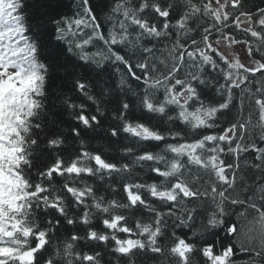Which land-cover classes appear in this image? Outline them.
<instances>
[{"label":"snow or ice","instance_id":"snow-or-ice-1","mask_svg":"<svg viewBox=\"0 0 264 264\" xmlns=\"http://www.w3.org/2000/svg\"><path fill=\"white\" fill-rule=\"evenodd\" d=\"M26 7L27 0H0V264H236V252L249 257L245 264H264V146L257 143H264V7L253 0H112L106 33L89 0H80L72 19L54 8L37 19ZM49 24L68 46L45 54ZM96 40L104 51L86 50ZM153 41L160 47H149ZM222 43H243L247 62L235 53L229 60ZM112 66L122 72L118 87L136 98L117 97L121 123L109 128L111 137L129 134L126 155L89 150L83 139L81 148H65L63 134L49 129L50 74L63 69L78 95L96 105L103 90L90 93L93 73L99 79ZM209 89L214 96L206 102ZM64 104L83 126L70 129L74 138L94 135L98 115L70 97ZM233 107L238 115L222 125ZM137 108L195 135L133 122ZM249 151L255 161L246 166L261 174L251 182L238 178L240 156ZM62 221L83 232L59 233ZM242 235L246 246L237 247ZM105 248L118 254L115 261H105Z\"/></svg>","mask_w":264,"mask_h":264},{"label":"trees","instance_id":"trees-1","mask_svg":"<svg viewBox=\"0 0 264 264\" xmlns=\"http://www.w3.org/2000/svg\"><path fill=\"white\" fill-rule=\"evenodd\" d=\"M90 5L93 8V11L97 15V19L102 23V30L107 32L109 28V24L106 20L107 13L110 9L112 0H89ZM47 0H27V7L26 12L28 15L36 17L37 19L43 18L47 19V17L44 15L46 12L54 11L58 15H63L69 17V19L75 18L77 14L80 12V0H56L54 5L52 7H46ZM253 3L256 5H259L261 7H264V2L262 0H253ZM252 4H247V8H251ZM173 23H175V19L172 20ZM231 31L237 36L239 39H243V35L235 29H231ZM52 33V25L49 24L48 28L46 29V34L43 35L42 40L45 45L44 51L45 54L50 53L53 50V45H61L63 47H67L66 41H57L54 36L51 35ZM98 41V40H97ZM101 45L103 43L101 41H98ZM167 41H164L163 44L167 45ZM153 44H156L157 47H160V42L153 41L152 44H149V47L153 46ZM94 46H90L89 49H92ZM162 50V49H161ZM69 56H71V53H68ZM157 56L160 55V51L156 53ZM73 59L77 60V63H82L78 60L77 57H73ZM219 62V61H218ZM95 67V65H93ZM80 75H86L85 69L81 67L79 69ZM209 72L212 76H216L217 73L213 72L211 69H209ZM121 73H118L115 71L114 66L109 68V72L103 74L99 79L95 78V74L93 73V79L91 81V86L89 88L90 93L93 96H96L98 92L103 90V95L97 97L96 105H94L91 101H88L78 95V93L73 89L72 81L68 79L63 69H60L56 72H52L50 74L49 83H48V90H49V96L48 99L45 101V104L48 107L49 111V129L55 128L59 133H62L63 136L66 138L67 143L65 145V148H69L72 151H75L77 148H81L80 139L84 140V145L89 148V150L94 149H103L106 150L107 153H109L111 156L120 158L126 155L124 152L125 146H131L129 139L127 137L129 134L126 133H120L117 137H111L109 135V128L112 126H116L120 121L116 120V113L115 108L117 107L115 101L117 97L122 102H131L132 100H135V97L131 96V93H125V91L121 90L119 85V77ZM257 79H259V76H257ZM142 83V82H141ZM133 87L135 88L136 85L134 84ZM214 96V92L209 89L205 92V101L207 102L209 99H211ZM70 97L73 102L80 104H85V114L87 115H98L101 126L95 130V134H88L82 131V135L80 138H74L73 134L71 133V128H83L82 125H80L76 119V111L68 108L64 104V100L66 98ZM97 105L99 106L100 112L98 113L96 111ZM244 117L246 118L249 111L250 106L245 100L244 105ZM102 113V115H101ZM58 114V115H57ZM238 115L237 109L233 107L232 111L226 115L221 117V124L226 126L228 122L232 121L236 116ZM253 122L256 120V113L253 111ZM130 119L135 122L136 120H139L141 122L149 123L153 126H156L159 130L163 131L165 128H170L173 131H180L181 134H186L188 136H193L195 133L185 129L182 125L179 123L172 124L170 122H162L159 117H153L152 115L143 114L140 112V110L137 108L134 113L130 114ZM259 146H264V143H261L257 141ZM146 146H150L152 150L159 151L163 148V142L157 143V142H145ZM61 155H64V153H61ZM46 156V154H45ZM226 163H233L234 158L232 156H226L224 157ZM255 161V154L251 151H249L246 154H243L240 156L239 164H240V172L238 173V178L240 176H244L248 179V181H254L259 180L260 173L254 171L251 167H247V164H251ZM122 162H126L122 161ZM155 179V175H141V180H147L152 181ZM107 187V185H105ZM239 186L237 188V193H239ZM72 215V213H70ZM254 213L249 212V218L253 216ZM150 219V217L148 218ZM96 226H99V221L96 222ZM178 234L179 233V230ZM189 230L187 228L183 229L184 233H187ZM82 233L83 229L79 226H70L61 222L59 233L67 235L68 233ZM223 235V234H222ZM223 243H227V240L222 241ZM244 243L246 246V241L244 240L243 235L237 239V247L240 246V243ZM105 252V261H115V256L110 254L107 251V248L103 249ZM235 251V248H234ZM249 259V257L246 254H241L240 252H236V264H245V262ZM123 264V262H121ZM145 264H151L146 258H145Z\"/></svg>","mask_w":264,"mask_h":264},{"label":"rangeland","instance_id":"rangeland-1","mask_svg":"<svg viewBox=\"0 0 264 264\" xmlns=\"http://www.w3.org/2000/svg\"><path fill=\"white\" fill-rule=\"evenodd\" d=\"M84 32H85V34H87L88 30L85 29ZM93 44H94V47L92 49H90V51H92V52H96V51H102L103 52L104 51V45H101L97 40L94 41ZM220 50L225 54V56H227L229 58V60L232 59V56L234 53L239 56L241 62L246 63L248 60L245 45L243 43H241L239 45H234L231 48L225 46L222 43Z\"/></svg>","mask_w":264,"mask_h":264}]
</instances>
